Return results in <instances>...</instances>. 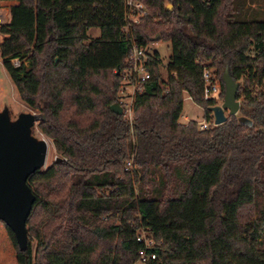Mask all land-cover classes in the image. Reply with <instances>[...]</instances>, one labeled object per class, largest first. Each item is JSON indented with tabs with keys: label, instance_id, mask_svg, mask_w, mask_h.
I'll return each mask as SVG.
<instances>
[{
	"label": "trees",
	"instance_id": "1",
	"mask_svg": "<svg viewBox=\"0 0 264 264\" xmlns=\"http://www.w3.org/2000/svg\"><path fill=\"white\" fill-rule=\"evenodd\" d=\"M137 1L147 13L126 31V0H0L3 67L45 116L38 128L61 159L29 178L26 252L0 220V264H135L140 231L157 243L150 264H264V235L247 217L264 214V21L239 20L236 0H168L173 10ZM93 27L101 37L87 43ZM157 37L172 46L168 74L155 53L131 127L111 111L118 72L133 41ZM227 67L241 84L239 113L206 130L181 124L185 94L215 121L204 71L222 100Z\"/></svg>",
	"mask_w": 264,
	"mask_h": 264
},
{
	"label": "water",
	"instance_id": "2",
	"mask_svg": "<svg viewBox=\"0 0 264 264\" xmlns=\"http://www.w3.org/2000/svg\"><path fill=\"white\" fill-rule=\"evenodd\" d=\"M167 9L171 10L172 6ZM156 41H160V37ZM222 81L225 84L224 103L210 108L215 126L225 124L228 117L237 115L241 109L238 99L241 84L234 80L229 67L223 72ZM111 111L123 115L117 103ZM44 118L43 114L39 117L34 113H22L12 119L10 108L0 112V220L13 230L23 252L29 248L27 222L37 199L28 181L47 164L49 142L45 138L38 139L33 133L36 123Z\"/></svg>",
	"mask_w": 264,
	"mask_h": 264
},
{
	"label": "rangeland",
	"instance_id": "3",
	"mask_svg": "<svg viewBox=\"0 0 264 264\" xmlns=\"http://www.w3.org/2000/svg\"><path fill=\"white\" fill-rule=\"evenodd\" d=\"M173 5L168 0L165 2L166 8L168 6ZM235 14L236 17L239 20H257V21H264V0H236L235 1ZM147 13V12H146ZM4 17H6L7 20H9V9L5 8V12H2ZM89 39L87 43L91 42L93 39L100 38V29L98 27H93L88 32ZM4 36L0 33V42L4 40ZM146 52L149 54H155L158 53L160 55L161 59V65L159 67L161 75L163 78L166 79L168 74V63L170 61V58L173 54L172 46L170 42L167 41H160L156 42L154 44H151L147 46ZM1 59V56H0ZM219 102V105H222L224 103L223 99L220 98L217 100ZM242 102V101H241ZM184 109L180 118V123L184 124L187 122L185 118L187 117L189 122H203L205 121V112L204 109L196 105L187 94L184 95ZM5 108H10L11 117L12 119H17L18 116L22 113H34L37 114L39 117H41V113L39 111H36L29 107L27 104H24L21 100L20 94L18 90L16 89L14 83L12 82L9 74L5 71L3 67V62L1 60L0 62V112H2ZM226 116H228V112L226 113ZM241 123L250 125L251 122L242 117L238 116ZM41 120H39L33 130V133L35 137L38 139L45 138L49 142V150L47 154V164L44 169L48 168L52 164L56 162V159L58 158V155L54 149L53 141H51L48 137H46L44 134L41 133L39 130V123ZM250 221L255 222L257 227L259 228V233L264 235V214H259L258 212L254 211L250 213L247 216ZM32 246L34 248V251L37 250L38 246L36 241H33ZM135 264H145L140 261L136 262Z\"/></svg>",
	"mask_w": 264,
	"mask_h": 264
},
{
	"label": "built area",
	"instance_id": "4",
	"mask_svg": "<svg viewBox=\"0 0 264 264\" xmlns=\"http://www.w3.org/2000/svg\"><path fill=\"white\" fill-rule=\"evenodd\" d=\"M2 12H5V9L0 8V29L5 26L9 21L4 17ZM147 12L144 4L138 2L137 0H126V17L128 20L126 31L130 25H139L144 19V16ZM147 47H140L134 41L130 48V56L126 62V68L124 72L120 71V89L118 93V101L123 109V116L127 122L130 123L131 127L134 125V107L136 98L140 95H143L146 90V83L151 80L152 73L148 69L149 59L155 54H149L146 52ZM2 59H0L1 62ZM14 67H20L21 62L16 59L13 60ZM204 81H205V90H204V99H219L222 93V84L219 80L214 78L212 72L208 69L204 71ZM187 120V119H186ZM215 125V121L208 122L203 121L199 123L200 130H206L210 126ZM134 156L127 163L125 170L130 171L133 167ZM137 242L143 245L142 249L139 251L138 260L145 264H150L152 261H155L157 258V253L155 252L157 243L154 242L151 238H148L146 231H140L137 234Z\"/></svg>",
	"mask_w": 264,
	"mask_h": 264
},
{
	"label": "crops",
	"instance_id": "5",
	"mask_svg": "<svg viewBox=\"0 0 264 264\" xmlns=\"http://www.w3.org/2000/svg\"><path fill=\"white\" fill-rule=\"evenodd\" d=\"M186 119H187V122H186V123H184L185 125H187V124H189V123H190V122H189L190 120H188V118H187V117L185 118V120H186Z\"/></svg>",
	"mask_w": 264,
	"mask_h": 264
},
{
	"label": "flooded vegetation",
	"instance_id": "6",
	"mask_svg": "<svg viewBox=\"0 0 264 264\" xmlns=\"http://www.w3.org/2000/svg\"><path fill=\"white\" fill-rule=\"evenodd\" d=\"M12 118V117H11Z\"/></svg>",
	"mask_w": 264,
	"mask_h": 264
}]
</instances>
